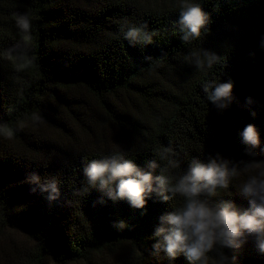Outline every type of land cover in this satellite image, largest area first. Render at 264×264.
I'll return each mask as SVG.
<instances>
[{
  "label": "trees",
  "instance_id": "1",
  "mask_svg": "<svg viewBox=\"0 0 264 264\" xmlns=\"http://www.w3.org/2000/svg\"><path fill=\"white\" fill-rule=\"evenodd\" d=\"M193 2L208 14L209 31L184 44L180 0H0V264H192L153 247L160 217L180 197L162 201L153 193L138 209L97 188L74 193L86 183L85 164L114 151L149 170L170 145L177 173L193 158L264 162V0ZM20 14L31 20L27 43L15 23ZM125 22L147 23L153 42L131 45L120 31ZM200 49L224 62L197 70L185 57ZM213 78L233 83L224 110L202 90ZM248 124L260 135L255 156L242 142ZM34 172L58 182V200L32 191ZM249 174L241 171L210 202L249 208L240 191ZM223 251L234 264H264L252 235ZM209 256L212 264L215 253Z\"/></svg>",
  "mask_w": 264,
  "mask_h": 264
},
{
  "label": "clouds",
  "instance_id": "2",
  "mask_svg": "<svg viewBox=\"0 0 264 264\" xmlns=\"http://www.w3.org/2000/svg\"><path fill=\"white\" fill-rule=\"evenodd\" d=\"M179 9L177 24L184 44L200 39L203 33L209 31L208 14L199 3L180 0ZM15 23L23 34L22 41L27 43L31 32L30 17L20 14ZM120 31L133 46H146L153 42L154 33L148 30L147 23L136 25L125 22ZM143 59L147 62L153 60L151 56H144ZM185 61L197 70H210L222 64L224 59L215 52L200 49L191 51ZM201 87L207 100L218 110L226 109L233 101L231 81L207 79ZM33 120L39 121L40 117L34 114ZM241 137L242 142L249 146L246 152L255 156L254 149L261 144L255 125L248 124L241 132ZM157 157L158 160L148 163L149 170L138 167L123 151L93 158L83 168L87 178L84 187L77 189L74 194L82 196L89 188H97L109 199H126L138 209L145 207L146 198L153 193L162 201L180 197V202L173 206V210L160 217V225L153 233L154 237L159 238L153 245L156 253L163 251L171 259L184 254L192 264H209V254L215 253L212 264H234L235 257L230 258L223 249L242 247L248 235L255 237L258 249L264 252V162L252 161L239 167L219 156L208 162L193 158L187 171L177 173L178 153L170 145ZM161 160L166 161L163 166ZM157 168L160 174L153 175ZM248 170H252V174L240 184V191L249 198V208L241 211L231 201L220 205L210 202L209 198L217 196L221 189L227 190L241 171ZM28 179L34 185L32 191L46 193L49 202L61 197V188L55 179L41 182L39 174L35 172ZM116 227L124 228L126 225L124 221H119Z\"/></svg>",
  "mask_w": 264,
  "mask_h": 264
}]
</instances>
